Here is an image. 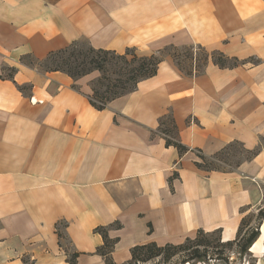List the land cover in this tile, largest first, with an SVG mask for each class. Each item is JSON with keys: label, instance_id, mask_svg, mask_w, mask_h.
Listing matches in <instances>:
<instances>
[{"label": "crops", "instance_id": "1", "mask_svg": "<svg viewBox=\"0 0 264 264\" xmlns=\"http://www.w3.org/2000/svg\"><path fill=\"white\" fill-rule=\"evenodd\" d=\"M75 41L146 55L200 45L245 63L210 60L187 75L166 56L155 76L97 109V72L74 79L24 60ZM169 115L186 152L159 130ZM261 139L264 0H0V264H69L66 247L78 264H107L100 227L117 239L116 264L137 245L180 244L200 229L234 240L264 207V148L231 170L200 168L198 152ZM249 252L264 264V219Z\"/></svg>", "mask_w": 264, "mask_h": 264}, {"label": "trees", "instance_id": "2", "mask_svg": "<svg viewBox=\"0 0 264 264\" xmlns=\"http://www.w3.org/2000/svg\"><path fill=\"white\" fill-rule=\"evenodd\" d=\"M83 42L75 41L66 48L50 52L42 61H36L31 56L24 60L32 65L38 66L44 71H63L74 79L99 72V76L92 81L91 103L97 109H104L112 100L134 91L138 84L147 78L157 74L160 63L166 56H171L179 69L187 75L201 74L204 72L208 62L212 60L222 68H233L244 61L236 57L226 56L220 51H208L200 45H170L149 55H140L135 48H127L125 52L118 53L111 50L98 49L88 43L86 47H81ZM180 50H184V58L180 59ZM201 51V54L197 52ZM178 51V52H177ZM13 79V74L8 75ZM24 89V87H20ZM159 130L166 137L168 145H175L181 153L188 148L177 139V131L174 118L169 115L160 121ZM264 148V139L260 140L258 146L252 150L235 141L228 144L222 151L211 157H206L198 152L202 159L197 165L207 170H231L239 167L244 161L253 159ZM260 221L264 219V211L259 213ZM249 217L244 218L239 227L237 237L234 240L222 241L221 230H214L219 233V243L222 246H239L240 253L249 251L252 243L260 235V224L258 227L250 226ZM246 228V229H245ZM245 229V233L243 232ZM58 230L60 245L65 235ZM104 238V244L97 249L107 264H116L112 259L117 239L108 237V229L100 227L96 229ZM210 233L203 229L198 231L195 238H188L180 244H166L160 246L155 242L137 245L132 248V258L123 264L147 263L154 261V264H167V262L177 258L172 264H189L195 260H206L209 256L208 249L212 244L206 235ZM244 233V234H243ZM242 241V242H241ZM68 256L69 264H78L79 254L71 251L69 247L64 248Z\"/></svg>", "mask_w": 264, "mask_h": 264}, {"label": "rangeland", "instance_id": "3", "mask_svg": "<svg viewBox=\"0 0 264 264\" xmlns=\"http://www.w3.org/2000/svg\"><path fill=\"white\" fill-rule=\"evenodd\" d=\"M86 45H87L86 42H83L81 47L85 48ZM197 52L201 54L200 50H197ZM178 53L180 54V59L183 60L185 51L180 50ZM139 54L146 55L143 52H139ZM97 73L99 76V72ZM260 211H264V207L260 208L258 211L252 210L250 212L249 223L250 226H252V228L258 227L260 222L262 223V220L260 221L259 219ZM245 229L243 231L244 233H245ZM207 232L210 233L206 235V238L212 243L208 249L209 256L206 258V260H195L190 262L189 264H254L255 263V259L252 257V254L249 251L245 253H240V248L237 245H234L233 247L222 246V244L219 243L218 240L220 236L218 232H213V231H207ZM261 240L262 239H259V241H257L253 245V249H255L258 246ZM177 258H182V255H177L175 259H172L171 261L167 262V264L175 263L176 260H178ZM136 264H154V261H149L147 263L138 262Z\"/></svg>", "mask_w": 264, "mask_h": 264}]
</instances>
